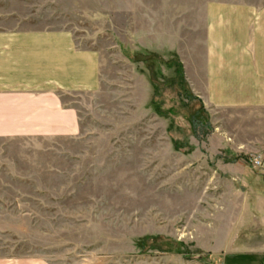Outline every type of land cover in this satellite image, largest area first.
Wrapping results in <instances>:
<instances>
[{
    "label": "rangeland",
    "instance_id": "374dc122",
    "mask_svg": "<svg viewBox=\"0 0 264 264\" xmlns=\"http://www.w3.org/2000/svg\"><path fill=\"white\" fill-rule=\"evenodd\" d=\"M198 1L0 0V26L71 30L99 53L101 78L79 97L71 134L0 127V257L256 264L264 256L263 145L245 148L219 131L227 112L205 106L160 35L162 15L181 20Z\"/></svg>",
    "mask_w": 264,
    "mask_h": 264
},
{
    "label": "crops",
    "instance_id": "0c3cea01",
    "mask_svg": "<svg viewBox=\"0 0 264 264\" xmlns=\"http://www.w3.org/2000/svg\"><path fill=\"white\" fill-rule=\"evenodd\" d=\"M200 1L179 12L181 20L168 22L162 15L160 35L175 44L205 106L227 112L219 131L239 135L245 148L251 140L264 148V5ZM100 80L99 53L77 43L71 30L0 26V127L71 134L79 97L98 89ZM233 165L225 163L224 169ZM0 264L56 263L5 256ZM256 264H264V256Z\"/></svg>",
    "mask_w": 264,
    "mask_h": 264
},
{
    "label": "trees",
    "instance_id": "16d2710c",
    "mask_svg": "<svg viewBox=\"0 0 264 264\" xmlns=\"http://www.w3.org/2000/svg\"><path fill=\"white\" fill-rule=\"evenodd\" d=\"M176 74L181 77L183 79L184 77V74H183V68L181 66V64H178L177 67H176Z\"/></svg>",
    "mask_w": 264,
    "mask_h": 264
},
{
    "label": "built area",
    "instance_id": "2783aa9c",
    "mask_svg": "<svg viewBox=\"0 0 264 264\" xmlns=\"http://www.w3.org/2000/svg\"><path fill=\"white\" fill-rule=\"evenodd\" d=\"M255 162H256L257 165H260L261 164V161L258 160V159H256Z\"/></svg>",
    "mask_w": 264,
    "mask_h": 264
}]
</instances>
